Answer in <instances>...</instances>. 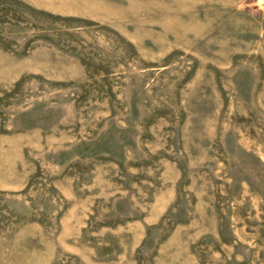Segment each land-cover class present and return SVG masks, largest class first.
<instances>
[{
	"label": "rangeland",
	"instance_id": "1",
	"mask_svg": "<svg viewBox=\"0 0 264 264\" xmlns=\"http://www.w3.org/2000/svg\"><path fill=\"white\" fill-rule=\"evenodd\" d=\"M0 264H264V0H0Z\"/></svg>",
	"mask_w": 264,
	"mask_h": 264
}]
</instances>
